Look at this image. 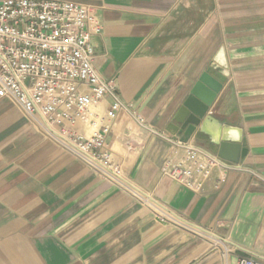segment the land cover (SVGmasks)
<instances>
[{"label":"crops","instance_id":"obj_1","mask_svg":"<svg viewBox=\"0 0 264 264\" xmlns=\"http://www.w3.org/2000/svg\"><path fill=\"white\" fill-rule=\"evenodd\" d=\"M57 1L95 10L94 66L130 109L109 120L107 97L90 109L96 128L66 127L89 137L110 126L107 150L138 192L0 98V264H264V0ZM222 48L228 76L210 114L247 153L196 194L160 169L181 156L175 118L203 73L220 71ZM189 141L218 156L198 131ZM146 200L186 224L162 221Z\"/></svg>","mask_w":264,"mask_h":264},{"label":"built area","instance_id":"obj_2","mask_svg":"<svg viewBox=\"0 0 264 264\" xmlns=\"http://www.w3.org/2000/svg\"><path fill=\"white\" fill-rule=\"evenodd\" d=\"M100 30L91 7L57 0H0V98L18 104L49 138L99 175L137 193L107 150L110 126L89 137L66 127L81 120L96 128L90 109L107 97L112 99L106 113L109 120L130 111L115 82L103 79L94 66L91 41ZM132 115L147 127L141 115L134 111ZM171 141L181 156L165 161L161 174L189 191L201 193L216 170L233 168L192 141ZM146 201L162 221L186 224L168 207ZM238 264L262 263L242 259Z\"/></svg>","mask_w":264,"mask_h":264},{"label":"water","instance_id":"obj_3","mask_svg":"<svg viewBox=\"0 0 264 264\" xmlns=\"http://www.w3.org/2000/svg\"><path fill=\"white\" fill-rule=\"evenodd\" d=\"M218 58L223 60L224 65L220 67V71L215 69L217 71L215 76L209 69L199 78L177 113L174 129L185 142L189 141L197 131L209 137L211 144L219 146V158L238 164L247 153L241 139H230L231 128L210 114L228 76L227 59L223 48Z\"/></svg>","mask_w":264,"mask_h":264}]
</instances>
